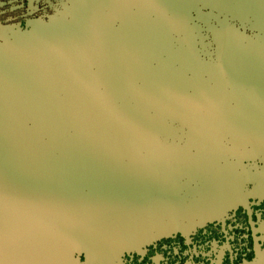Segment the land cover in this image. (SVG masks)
Listing matches in <instances>:
<instances>
[{"label": "bare ground", "instance_id": "bare-ground-1", "mask_svg": "<svg viewBox=\"0 0 264 264\" xmlns=\"http://www.w3.org/2000/svg\"><path fill=\"white\" fill-rule=\"evenodd\" d=\"M204 1L251 15L264 30V0H254L255 14L252 0L243 12L231 0ZM190 6L186 0H77L74 23L60 25L58 56L28 62L26 74L0 77V264L5 237L19 233L23 220L33 231L99 233L68 241L101 256L114 252L116 238L100 233L136 229L131 221L119 223L120 216L170 214L188 226L204 209L179 206L184 196L240 197L238 185L247 179L264 187V173L235 170L245 157L264 159L262 41L241 45L222 26L215 33L217 62L203 64L186 27ZM115 17L117 29L110 26ZM172 31L184 33L175 47ZM14 153L27 155L8 156ZM189 182L220 188L183 192ZM38 243L27 240V248ZM25 244L8 238L6 246Z\"/></svg>", "mask_w": 264, "mask_h": 264}, {"label": "flooded vegetation", "instance_id": "flooded-vegetation-1", "mask_svg": "<svg viewBox=\"0 0 264 264\" xmlns=\"http://www.w3.org/2000/svg\"><path fill=\"white\" fill-rule=\"evenodd\" d=\"M76 1L0 0V77H17L21 70L26 74L28 62L56 58L60 25L73 21ZM186 1L191 4L186 10V27L191 33V47L201 63L217 62L215 33L222 26L231 29L241 45L261 40L264 51V30L254 25L251 15L241 18L230 8L228 10L232 13L211 2ZM236 3L238 1L231 0L229 5L237 6ZM135 10L134 6L129 7L130 12ZM155 16L153 12L148 14L150 20L155 19ZM120 25L119 18L111 19L110 26L113 29ZM183 35L179 31H172L169 34L171 46L175 47ZM41 51L48 52V55H39ZM88 69L94 72L96 66L90 64ZM184 75L190 77L191 73L185 72ZM201 77L206 79L208 74L203 73ZM30 125L27 119L23 121L24 127ZM59 154L55 152L53 156L59 157ZM26 155L8 154L12 158ZM241 160L248 166L236 167L237 173L243 169L252 174L264 173L263 158L249 156ZM207 174H211V171ZM34 186L43 190L41 184ZM21 187L25 189L26 184L22 183ZM15 188L18 189V185ZM219 188L189 182L183 184L182 190L213 192L219 191ZM258 189L264 190V187L258 188V183L247 179L238 185V190L243 192L240 197L227 195V198H222L223 195L215 193H209L204 198L184 196L176 201L179 206L197 205L204 209L199 212L204 213H196L190 217L189 225L183 227L180 225L183 216H120L119 223L131 221L136 229L131 233L125 230L100 233L106 240L116 238L114 252L101 256L92 254L89 247L68 241L75 238L91 240L99 233L90 230L33 231L27 229V221L23 220L24 225L19 233L5 235L2 264H264V193L257 192ZM158 204L160 207L161 201ZM219 207V212L214 213L212 208ZM143 224L151 227H141ZM8 238L15 241L21 239L26 244L19 250L16 247L12 250V247L6 246ZM35 239L39 240L37 246L27 248V240ZM125 239L129 241L125 242Z\"/></svg>", "mask_w": 264, "mask_h": 264}, {"label": "rangeland", "instance_id": "rangeland-1", "mask_svg": "<svg viewBox=\"0 0 264 264\" xmlns=\"http://www.w3.org/2000/svg\"><path fill=\"white\" fill-rule=\"evenodd\" d=\"M235 1H238V3H236L237 6H235L237 11L239 10V11L243 12L244 9H246V10L249 9L248 0H235ZM244 2H245V4H244ZM256 9H257L256 2L254 0H252V13L255 14ZM256 20H258V18ZM224 28L226 29L224 32H226L229 29L226 26H224Z\"/></svg>", "mask_w": 264, "mask_h": 264}, {"label": "water", "instance_id": "water-1", "mask_svg": "<svg viewBox=\"0 0 264 264\" xmlns=\"http://www.w3.org/2000/svg\"><path fill=\"white\" fill-rule=\"evenodd\" d=\"M98 89L100 90V88H98ZM30 126H31V125H30ZM30 126H29V127H30ZM173 126L176 127V125H173ZM24 128H27V127H24ZM176 128H177V127H176ZM180 130H182V129H178V130H177V135H178V136H182L183 133H184V129H183V131H180ZM181 142H182V141H179V140L177 141V143H181ZM225 144L228 145V143H226V142H225ZM240 166L244 167V166H248V165L243 164V163H242V160H240Z\"/></svg>", "mask_w": 264, "mask_h": 264}]
</instances>
